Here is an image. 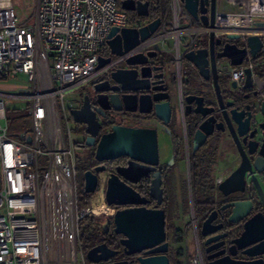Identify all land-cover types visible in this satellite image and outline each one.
I'll return each mask as SVG.
<instances>
[{
  "label": "built area",
  "instance_id": "built-area-1",
  "mask_svg": "<svg viewBox=\"0 0 264 264\" xmlns=\"http://www.w3.org/2000/svg\"><path fill=\"white\" fill-rule=\"evenodd\" d=\"M216 3L209 27L189 17L179 0H169L170 16L154 35L97 68L98 57H107L106 35L112 26L141 25L129 19L118 0H36L33 25L18 24L12 1L0 0V83L18 74L30 81L23 93L0 90V264H78L79 256L85 264L78 222L94 214L91 204L78 205L75 143L63 98L67 92L101 79L127 57L152 50L155 43L169 55L179 80L182 51L207 44L209 32L246 48L241 64H217L221 74L243 87L245 70L253 72L256 66L245 38L256 35L264 40V26L255 24L264 21V0ZM10 98L24 100L30 118V129L19 132L18 138L1 123ZM103 183L104 174H99L101 191ZM194 240L188 264H204L195 231Z\"/></svg>",
  "mask_w": 264,
  "mask_h": 264
},
{
  "label": "water",
  "instance_id": "water-1",
  "mask_svg": "<svg viewBox=\"0 0 264 264\" xmlns=\"http://www.w3.org/2000/svg\"><path fill=\"white\" fill-rule=\"evenodd\" d=\"M132 5L126 6V2ZM184 9L195 21L202 25L213 27L217 0H179ZM150 1L148 0H123L119 6L122 10H133L137 16L148 18L150 15ZM162 20L159 17L147 20L138 27L112 26L106 35V44L109 56H99L97 68L104 67L113 55H122L132 49L137 43L154 35L161 27ZM256 26H264V21H258ZM230 39H237V35H229ZM248 52L253 60L264 56V40L256 35L245 38ZM207 44H199L197 47L182 51V59L192 65L202 80H211L216 101L214 105L204 106V97L189 93L186 101L194 103L193 113L204 118L194 122L195 133L193 143L202 144L214 129H220L225 122L231 132L241 155L237 167L222 181L216 183V190L223 196L236 193H244L247 183L255 188L258 196V204L251 199H238L227 203L230 207L227 221L234 226H224L222 222L214 224L218 219L216 212H211L201 224L202 235H212L205 240L209 244L206 252L210 261L207 264H264V84L257 85L255 77L257 73L246 69L245 81L241 89H254L250 101L244 106L230 99L227 91V99H224L218 77L221 74L217 64L228 60L232 66L239 65L247 55L245 47H239L236 43H225L221 50L219 38H215L213 32L208 33ZM154 50V51H153ZM153 50L146 53H138L125 59L127 67L113 68L109 72V79L95 83L94 95L82 96L80 104L68 108V113L75 124L83 126L82 138L79 143L83 146L95 147L94 157L98 161L128 156L131 161L127 167L116 168V172L110 174L106 190L103 192L107 205H139L146 199L138 195L130 186L122 183L119 176L126 180L136 182L146 173L149 166L139 165L140 161L151 165L157 161V136L156 130L150 127L126 126L119 123L113 124L109 131L101 132L106 126L107 111H129L151 113L155 119L168 123L173 110V100L178 95L170 89L167 79H176L173 74L162 66H153L149 60L156 57L159 44H153ZM264 63V62H262ZM172 74V75H171ZM231 85L236 88V82ZM171 90V91H170ZM246 115V116H245ZM220 116V118H219ZM245 116V117H244ZM261 141L258 156L248 158L254 152V144ZM29 141V138H27ZM104 167H96L95 172L84 171V192L94 194L98 188L99 176ZM157 181H152L151 195L160 201L161 196L154 195L153 191ZM158 184V183H157ZM129 206L117 210L107 218L113 223L114 234H121L120 239L124 251L134 254L147 248L149 251L158 252L156 255L137 257L139 264H169V258L165 254L168 242L165 241L164 214L161 210L148 209L138 206ZM261 207L262 209L258 210ZM237 225V226H236ZM117 251L112 250L106 243L90 247L86 251V257L93 263L121 264V262L108 263ZM103 262V263H102Z\"/></svg>",
  "mask_w": 264,
  "mask_h": 264
},
{
  "label": "flooded vegetation",
  "instance_id": "flooded-vegetation-1",
  "mask_svg": "<svg viewBox=\"0 0 264 264\" xmlns=\"http://www.w3.org/2000/svg\"><path fill=\"white\" fill-rule=\"evenodd\" d=\"M123 0H119L118 4L121 5ZM126 6L132 5L131 2H126ZM126 13H135L133 10H127ZM128 15V14H127ZM129 17V16H128ZM229 43H235L233 41H228ZM227 42H221V45L217 47V50H221L223 45ZM236 44L240 47V42H236ZM108 50V47L107 49ZM153 50V49H152ZM154 51V50H153ZM106 56H109V50L107 51ZM156 57L151 58L149 60L150 64L153 66H162L163 71L168 70L172 74L174 71H171L167 68L171 63L169 55H166L159 46V51H157ZM223 62L227 63L228 60L223 59ZM256 66L254 67L255 72L257 73L256 80L261 84H264V65L261 63L264 62V56L254 60ZM184 61L182 62V66ZM189 64V63H188ZM173 65V64H172ZM181 66V67H182ZM121 67H127L125 63L121 64ZM188 74L184 75V70L182 67L180 79L178 80L169 78L167 79V83L170 85V89L178 95V99L173 100V110L170 117V121L168 123H163L151 114L129 111H107L106 112V120L105 127L101 132L109 131L110 127L119 123L121 125L126 126H138V127H150L154 128L156 131L157 138V162L151 165L146 163L136 161L139 165L149 166L151 169H148L144 175H141L136 182H131L126 180L124 177L119 176L120 181L130 186L134 191L138 193L141 197L146 199V202L143 204L135 205L138 207H144L148 209L161 210L164 214V227L166 239L168 242L167 250L165 254L169 258V264H172V256H171V245L170 240L174 239V233L172 232L174 228L181 229L178 226V220H176L175 209L179 210L182 217H185L183 211L185 210L186 203L184 197L191 196L192 201L190 203L191 209V217L195 219V224L193 225L191 217L189 221L191 223V227H195V232L198 238V241L201 245L204 264H207L210 260L207 259V255H210L213 251L206 252V248L209 244H205V240L209 237L224 232L223 229L218 231L215 234L204 236L202 235L200 228L203 223L205 217L211 212H216L218 214V219H216L213 223L222 222L224 226H229L231 224L227 221V216L230 213V207H227V203L232 202L233 200L238 199H251L256 206H259L258 196L255 191V188L252 185H249L248 189L246 188L244 193H236L228 196H223L218 190H216V183L220 182L232 172L241 160V155L237 148L236 143L233 141V137L231 135L230 130L225 122H222L220 129H214L213 132L205 138L203 143L197 145L193 143V136L195 133L194 122L202 121L204 118L199 117L200 115L193 113L194 103L190 104L186 101V96L189 93L195 94L197 96L204 97V106H212L216 101L214 88L211 80L204 81L200 79L197 74V71L191 64L188 66ZM171 74V75H172ZM109 79V73L104 75L101 79L88 83L84 88L79 90V103L82 100V96L87 94L88 96H93L94 91L93 87L95 83ZM219 85L223 94L224 99H227V91L230 94V99L236 100V103L241 105H245L250 101L251 95L256 89L255 87L252 89H241L237 87L233 88L231 85V80L228 78V75L218 77ZM170 90V91H171ZM246 116V115H245ZM244 116V117H245ZM220 118V116H219ZM76 128L78 131V135L81 136L83 132V126L76 124ZM166 139L167 144V156H160V141L161 138ZM259 138L261 137H257ZM81 140V139H80ZM165 140V139H164ZM164 142V141H162ZM77 147L83 152L82 160H84V167L79 170V175L82 178V190L84 191V179L83 174L84 171L90 170L91 172H95L96 167L103 166L104 170L97 173L104 174V186L103 192L106 190L107 182L110 174L115 173L117 167H127L129 161L131 159L122 155L117 158L98 161L94 157L95 147L83 146L77 142L75 147ZM254 152L248 155V158L254 159L258 156V151L261 147V141L259 140L258 144H254ZM260 181L264 180L261 176L258 177ZM156 185L153 193L154 195L161 196L160 201L156 198H153L151 195L152 181L156 180ZM206 181L213 182V188L209 189L208 186L204 187ZM207 182V184H209ZM99 188V186H98ZM97 188V189H98ZM211 191L212 199H207L203 202V204L194 205L193 196H201ZM180 197V201L175 202L174 198ZM112 209V214H114L117 210L127 208L129 206L134 205H108ZM134 206V207H135ZM205 208L201 214H197V210L200 208ZM262 209L261 207L258 210ZM104 220L100 223L101 233L106 238H111V240H107L106 242L101 241L95 245L106 243L109 248L117 251L115 255L107 259L108 263H116L121 262V264H139L137 261V257L142 256H151L156 255L158 252L149 251L152 248L144 249L140 252L134 254H127L122 245L120 244V239L123 237L121 234H114L113 232V223L110 219L107 221L109 217L108 213H105ZM186 223V222H185ZM237 226V225H236ZM192 230V231H193ZM193 231V236H194ZM184 234V231H182ZM181 243V242H178ZM92 246V247H93ZM90 249V247L88 248ZM87 249V250H88ZM86 250V251H87ZM103 263V262H102ZM100 264V263H98Z\"/></svg>",
  "mask_w": 264,
  "mask_h": 264
},
{
  "label": "rangeland",
  "instance_id": "rangeland-1",
  "mask_svg": "<svg viewBox=\"0 0 264 264\" xmlns=\"http://www.w3.org/2000/svg\"><path fill=\"white\" fill-rule=\"evenodd\" d=\"M12 1V5H13V11L14 14L18 20V24H27V25H33L35 22V12H36V0H11ZM167 43L169 42L166 41ZM107 49V48H106ZM105 49L104 54H107V51ZM264 50V49H262ZM189 64L187 62H184L183 64V70H184V75L188 74V67ZM174 66L172 64H170L167 68H169L171 71H175V68H173ZM30 81H28V78L26 75L24 74H18L16 76H14L13 78H8L7 80H5L4 83H0V90H4L7 93H12V94H19V93H23L27 90V88H29L30 86ZM25 87V88H22ZM79 90H73V91H69L65 94L64 98V104L68 110V108L71 107H76L78 106L79 103ZM28 109L25 105V101L24 100H20V99H8L7 102V106H6V121L5 120H1V123L3 126L6 125L7 128V133L9 135H12L15 138H18L19 132L23 131V130H29L30 129V118L28 115ZM69 114V113H68ZM73 120L71 119L70 115H69V125L71 128V135H72V139L74 141L75 144H77L78 141H80L81 136L78 135V131L76 128V124L74 122H72ZM165 139V140H164ZM164 139L161 138L160 141V153H161V157L163 156H167V144H166V137L164 136ZM164 141V142H162ZM74 151H75V157H76V166H77V170L79 172V170H81L84 167V160H82V155L83 152L77 147H74ZM41 162V161H40ZM45 168V163L41 162V169ZM77 173V186H78V195H81V190H82V178L79 175V173ZM101 192L103 195V191H101L100 189H97L96 192L92 195L89 205L92 202V199L95 197V195L97 193ZM103 197V196H102ZM180 197H175L174 200L177 204V202L180 201ZM186 203H188V205H190L192 198L191 196H186L184 197ZM104 200V197H103ZM105 208L102 209L104 210L103 212H100V214L98 215H92V216H96L98 219V222H102L105 218V213L108 214H112V209L105 203ZM185 205V210L183 211L185 217H182L183 214L179 213V210L175 209V216H176V220H178V226L184 231L183 234V239L181 241V243L175 242L174 239L172 238L170 240V245H171V256H172V264H174V262L180 261L181 264H188L189 260L191 258V255L194 254L195 252V240H194V236H193V229L191 227V223L189 221V218L191 217V209L190 206ZM186 222V223H185ZM84 262L85 264H98V263H93L92 261H89L88 258L86 257V251H84ZM81 257L79 256L78 258V264H83V262L81 261Z\"/></svg>",
  "mask_w": 264,
  "mask_h": 264
},
{
  "label": "trees",
  "instance_id": "trees-1",
  "mask_svg": "<svg viewBox=\"0 0 264 264\" xmlns=\"http://www.w3.org/2000/svg\"><path fill=\"white\" fill-rule=\"evenodd\" d=\"M145 1V0H144ZM150 1V15L148 18H144V17H140L136 15V13H127L129 16V19L131 21H133L134 23L137 24H143L145 23L147 20H151L152 18L155 17H159L161 18L162 21L167 20L170 16V12H169V0H148ZM119 2V0H118ZM119 7V4H118ZM78 172V170H77ZM208 181L204 182L205 185L204 187H207L209 189L213 188V182H208L209 184H207ZM211 191L207 192L204 195L201 196H193V202L194 205H199V204H203V202L207 199H212V195H211ZM81 195H78V205L80 207H86L89 206V202L90 199L92 197L93 194L91 193H85L83 190H81ZM205 208H200L199 210H197V214H201L204 211ZM79 223V236H80V240H81V245L83 248V251H86L89 247H92L94 244L101 242V241H107V240H111V238H106L107 236L103 235L101 233V226L100 223L98 222V219L96 216H84ZM183 230L182 229H173V233H174V241L175 242H181L183 239ZM174 264H181L180 261H175Z\"/></svg>",
  "mask_w": 264,
  "mask_h": 264
},
{
  "label": "bare ground",
  "instance_id": "bare-ground-1",
  "mask_svg": "<svg viewBox=\"0 0 264 264\" xmlns=\"http://www.w3.org/2000/svg\"><path fill=\"white\" fill-rule=\"evenodd\" d=\"M102 193L99 192L95 195V197L92 199L91 202V208L89 209V211L94 214V215H98L100 214V212H103L105 208V204L103 202V197H102Z\"/></svg>",
  "mask_w": 264,
  "mask_h": 264
},
{
  "label": "crops",
  "instance_id": "crops-1",
  "mask_svg": "<svg viewBox=\"0 0 264 264\" xmlns=\"http://www.w3.org/2000/svg\"><path fill=\"white\" fill-rule=\"evenodd\" d=\"M220 5H221V4H220ZM221 8H222V5H221ZM256 84H257V85H260L261 83L258 82V81L256 80ZM103 202H104V200H103Z\"/></svg>",
  "mask_w": 264,
  "mask_h": 264
}]
</instances>
